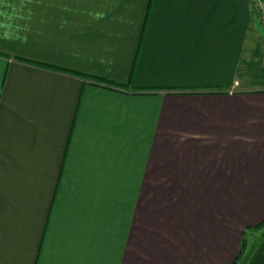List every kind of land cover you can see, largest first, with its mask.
Segmentation results:
<instances>
[{
    "label": "crops",
    "instance_id": "1",
    "mask_svg": "<svg viewBox=\"0 0 264 264\" xmlns=\"http://www.w3.org/2000/svg\"><path fill=\"white\" fill-rule=\"evenodd\" d=\"M255 11L0 0V264H264Z\"/></svg>",
    "mask_w": 264,
    "mask_h": 264
},
{
    "label": "rangeland",
    "instance_id": "2",
    "mask_svg": "<svg viewBox=\"0 0 264 264\" xmlns=\"http://www.w3.org/2000/svg\"><path fill=\"white\" fill-rule=\"evenodd\" d=\"M260 59L261 58L259 57V60L258 61L256 60L255 63L252 64V68L249 69L250 74H253V75H251V77L244 76L245 80L249 79L251 82H254V84H257V86H263L264 85V79L262 78V76H264L263 75L264 74V62L261 61ZM255 75H257V77H255ZM261 231H263V229L255 232L256 233L255 234L256 237H260ZM247 240H246V243H247V246H248V242L252 241V240L249 239L248 242H247Z\"/></svg>",
    "mask_w": 264,
    "mask_h": 264
},
{
    "label": "trees",
    "instance_id": "3",
    "mask_svg": "<svg viewBox=\"0 0 264 264\" xmlns=\"http://www.w3.org/2000/svg\"><path fill=\"white\" fill-rule=\"evenodd\" d=\"M251 228H252V230H256V231L263 229V231H261V236L264 235V220L261 223L255 225L253 227H250V229ZM246 253H247V243L245 240V231H244L243 235H242V239H241V243H240L238 253H237L236 257L234 258V260L232 261V263H230V264H243L245 259H246Z\"/></svg>",
    "mask_w": 264,
    "mask_h": 264
},
{
    "label": "built area",
    "instance_id": "4",
    "mask_svg": "<svg viewBox=\"0 0 264 264\" xmlns=\"http://www.w3.org/2000/svg\"><path fill=\"white\" fill-rule=\"evenodd\" d=\"M256 9V13H261V18L264 21V0H251Z\"/></svg>",
    "mask_w": 264,
    "mask_h": 264
}]
</instances>
